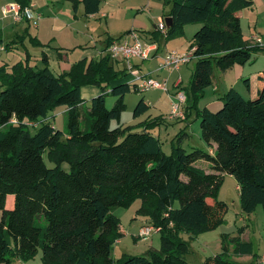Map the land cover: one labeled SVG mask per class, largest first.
<instances>
[{
  "label": "trees",
  "instance_id": "16d2710c",
  "mask_svg": "<svg viewBox=\"0 0 264 264\" xmlns=\"http://www.w3.org/2000/svg\"><path fill=\"white\" fill-rule=\"evenodd\" d=\"M12 1L21 7L29 5V0ZM66 1L74 10L82 5L85 16L100 8V0ZM168 2L165 18L172 22L166 39L176 37L185 25H201L189 46L196 62L188 88H182L184 114L189 112V118L194 112L199 118L202 141L208 147L215 145L212 154L194 148L187 153L180 138L187 135L184 131L171 141L170 153H164L151 132L163 123L161 117L139 123L141 131L119 126L125 96L137 92L127 81L123 63L106 53L107 46L123 35L108 37L99 58L78 60L63 73L54 74L48 68L44 52L41 69L30 66L27 54L23 61L1 66L0 264L26 262L38 250L40 264H188L185 256L190 246L180 234L197 235L223 224L227 206L217 196L224 175L237 183L241 212L249 215L260 205L264 216V78L260 77L254 98L246 99L231 88L220 97L217 111L197 108L212 83L213 66L226 71L246 64L261 51L244 41L237 16L252 2ZM24 35L34 46H42L36 37L26 31ZM152 35L157 39L159 33L156 30ZM17 39L23 36L6 41L0 32L4 51L12 49ZM83 86L101 90L87 108L82 106ZM107 89L115 97L111 109L105 105ZM57 107L65 108V131L47 121ZM148 109L140 99L133 117ZM40 120L32 133L26 123ZM112 121L118 126L112 128ZM44 156L52 167L46 165ZM200 160L209 164L210 173L194 165ZM8 196L13 197L10 209L5 207ZM135 200L141 202L139 211L160 228L161 249L115 262L112 248L123 233L113 210L128 208ZM239 237L231 239L236 253L255 255L252 243ZM202 264L241 263L229 261L224 252Z\"/></svg>",
  "mask_w": 264,
  "mask_h": 264
},
{
  "label": "rangeland",
  "instance_id": "374dc122",
  "mask_svg": "<svg viewBox=\"0 0 264 264\" xmlns=\"http://www.w3.org/2000/svg\"><path fill=\"white\" fill-rule=\"evenodd\" d=\"M144 1L145 0H136L133 2L129 0L128 3L121 6V8L125 10L126 7L135 5L138 6V9L140 10V7L145 5ZM42 3L43 5L40 6ZM6 4L5 0H0V32L6 41L15 38V36H23V39H20L21 42L17 39L18 41H16L18 43L14 44L12 49L0 52V67L5 64L11 66L18 61H23L27 54L29 55L30 66L35 70L41 69L44 67V62L41 60V53L44 51L48 58V68L54 74L68 71H65L64 69L65 63L60 64L59 61L53 58V56L57 48L64 47L71 49L74 45V34L72 30L76 27H73L72 20L69 17V14H72L71 3L63 0H33V20H23L19 23H15L11 15H4L1 8ZM128 9L119 15L121 19H117V21L113 23V26H110L111 33L113 35H122L125 34L127 29L131 28L133 32H136L146 41L147 34L142 30L144 27L143 25H145L147 31H150L153 28L152 21L156 20V17L161 15V12H154L153 10L148 12V9L136 12L133 8L130 10ZM167 10H169V7ZM57 17L60 22H64L63 29H61V26L59 28L51 27L50 23ZM134 18L139 22L137 24L141 25V27L138 28L140 30L136 29V25H132ZM252 21L253 20L250 19L243 20V31L246 36L248 33L250 34L254 31L255 34L261 38L262 45H264V17L259 21L260 23L258 22L254 29L253 24L251 23ZM248 22L250 23L247 25L246 23ZM102 23L104 24V21H102ZM200 26L201 25H185L176 37L170 39H166L159 33V50L155 56L151 55L147 60L142 61V71L150 73L149 77L159 82L166 80L169 92L167 93L151 89L145 92L132 91L128 93L124 99L125 110L121 114L119 126L130 128L131 131L135 132L142 130L141 127L137 126L139 123H142L145 120H154L155 116L158 118L163 115L168 119V116L171 113L170 93H173L172 84L180 78V89L188 88L196 59L192 57L191 60L187 64L182 65L179 70L173 71L160 69L158 64L168 52H188L189 46L192 43V37ZM24 31L32 35V37L38 33L39 41H41L40 43L43 44V46H34L29 41L28 37L24 35ZM69 35L71 37H69ZM71 52L72 51L67 50V58L70 62L77 61L78 58H76V54L78 51L75 53ZM259 54L264 56V50H261L258 55ZM213 75L215 78L214 85L217 84L219 87L220 83L224 85L223 82L225 75L229 76V80L232 81V75L229 71L224 73V71L219 70L215 66H213ZM241 85L243 87L245 86L243 80H241ZM241 85L238 86L239 91L243 93V96L246 97V99H249L245 94L246 88H243ZM210 89L211 87L206 88V90ZM96 91L100 93L101 90L94 86L81 87L80 94L83 99L82 106L84 108L89 107L90 100L95 97L93 93ZM106 92L105 105L107 109H111L114 105L115 97L108 93V89ZM209 97L210 95L207 96V98ZM140 99L149 102L151 106L145 114L134 118L133 111ZM205 101L206 97H201L198 100L197 108L202 109L205 107ZM193 113L190 115L187 123L180 121L175 122L173 125L161 127L163 134L160 137V142L164 153H170V140L174 137L175 133H180V129H185L186 125L188 126L185 130L187 136L180 137L183 142L182 148L187 153L192 151L193 148L206 151V145L200 137V120L199 118H196ZM47 121L51 122L54 128L60 131H65V108L57 107L54 109L48 114ZM40 124L41 120L37 124L26 123L32 133L35 131L36 126H39ZM117 126V122L112 121L111 127L115 128ZM1 130L5 131L6 129L2 128ZM44 161L48 167L53 166L48 162L45 156ZM62 168L65 171H68V166L66 164H63ZM202 168L204 167L202 166ZM217 197L219 201L224 202L227 206V212L224 215L223 224L215 230L203 232L201 234L193 235L191 233H181L182 236L180 235V237L190 246V251L185 256L186 262L188 264H202L206 258L226 252L229 261L241 264H262L261 258L264 254V216L262 207L260 205L257 206L254 212L249 215L242 213L240 209L237 183L230 175L223 176ZM140 203V200H135L128 208H116L113 210V215L117 218L123 232V236L114 243L112 248V258L115 262H117L123 254L139 256L144 255L149 249L156 251H160L161 249V233L159 231L153 232L146 240L142 239L141 230L143 229V226L152 224L149 222L150 218L139 211ZM12 204L13 197L8 196L6 199V209H10ZM240 231H242V233ZM237 237H239L241 241L252 242L255 255L241 256L237 254L235 246L231 242L232 238ZM40 257L41 251L38 250V253L25 263L14 260L13 264H40Z\"/></svg>",
  "mask_w": 264,
  "mask_h": 264
},
{
  "label": "crops",
  "instance_id": "0c3cea01",
  "mask_svg": "<svg viewBox=\"0 0 264 264\" xmlns=\"http://www.w3.org/2000/svg\"><path fill=\"white\" fill-rule=\"evenodd\" d=\"M5 1H6V3L14 2L12 0H5ZM63 1H66V0H63ZM128 1L129 0H100V8H99L98 13H96L94 15H90V16H85L83 14L82 5H79L77 7V9L74 10L72 7V4H71L72 14H69V17L72 20L73 27L74 28L76 27L75 29L72 30L73 34H74L73 35L74 36V41H73L74 45L71 47V49L70 48H64V47L57 48L56 52L54 53L53 58L55 60L59 61L60 64L65 63V68H64L65 71L69 70L70 66L74 62H76V61H73V62L69 61V59L67 58V50L72 51L71 53H73V52L75 53L76 51H78L76 54L77 55L76 58H78L77 61L84 59V58L87 60L99 58L103 54V50L105 49V46H106L105 40L108 37L115 38V37L120 36V35H113L110 31V26H113V23L116 22L117 19H119V18L121 19V17L119 15L128 8H129L128 10L133 8L136 12H138L140 10L144 11L147 9H148V12H151L152 10L154 12L155 11L161 12V15H158L156 17L157 18L156 20H153V21L151 20L153 28L150 31L149 30L147 31L145 29L146 28L145 25H143L144 27L142 30L145 31L147 34L146 41L142 37H140L143 40V42L156 45V50L151 53V55L155 56L159 50V45H158L159 38H157V39L153 38L154 36L152 35V33L154 31H156V26L159 24V22L164 21V18L168 12L167 9H168V7H170V4H169L168 0H145L144 1L145 5L140 7L141 8L140 10L138 9V6H135V5L131 6V7L130 6L126 7L125 10H123V8H121V6L126 5L128 3ZM131 1L134 2L136 0H131ZM141 1H143V0H141ZM250 1L252 2V6L248 9H244V10L238 12L237 16L240 19V25H241V30H242V35H243L244 41H247L250 44V46H256V44H254L252 42L251 37L254 35H257V34H255V32L253 31L250 34L248 33V35L246 36L244 31H243L242 23H243V20H249V19L253 20L251 22L253 24V29L256 28L258 22L261 21V19L264 17V0H250ZM67 2H69V1H67ZM69 3H71V2H69ZM32 4H33V0H29V5H32ZM41 5H43V3L40 4V6ZM165 10H166V12H165ZM102 21H104V24L102 23ZM132 23H133L132 24L133 26L136 25L137 30H140L138 28H140L141 25L137 24L139 22H137L135 18L133 19ZM249 23L250 22H248L246 24L248 25ZM50 24H51L52 28H55V27L59 28L61 26V29H63V26H64V22H62V21L60 22L58 17L55 18V20H53V22H51ZM129 31L130 32L132 31L131 28L127 29L125 31V34H122L123 37L125 35L129 34V33H127ZM157 32L159 33V31H157ZM34 37H36L39 41L38 33L35 34ZM69 37H71V36L69 35ZM50 41H52V40H50ZM39 42H41V41H39ZM42 46H43V44H42ZM259 49L264 50V45L259 46ZM64 50H66V51H64ZM263 57H264L263 55H260V54L258 55V53L253 54L250 61L247 62L246 64H244V65L236 64L231 69L224 71V73H226L228 71L231 73L232 81L229 80V76L225 75L224 82H223L224 85H222L220 83V87L217 84L214 85L215 78H214L213 71H212V83L209 86V88L211 87V89L210 90L205 89L204 94H203V97L204 96L206 97V101H205L206 105L203 108H207L211 112L217 111L221 107V104H222L220 101V97L226 91H228L231 88L235 89L237 92H240V94L243 96V93L241 91H239V89H238V86L241 85V80L244 81V85H245L244 87L245 88H246V84L248 86V88L245 90V94H246L247 98H254L257 94L258 88L261 85L260 77L264 78V60H263ZM133 66H134V68L138 69L140 71V73L143 72L141 61L133 60ZM141 74L148 76V77L150 76V73L143 72ZM147 74H149V75H147ZM177 81H175L172 84L173 93H170V99H171V96L175 93V91L177 89H180L181 84L179 85L178 88H176ZM263 84H264V82H263ZM98 94H99L98 91L93 93L94 96H96ZM208 95H210L209 98H207ZM244 98H246V97H244ZM146 103L149 105V107L151 106V104L149 102H146ZM186 114L188 115L189 112H187ZM191 114L192 113H190V115ZM187 115L185 116V114H184L183 119H176V120H168V119H166L165 116L161 115V118H162L164 124L161 123V124L154 126L152 128L151 132L160 141V137L163 134L162 128H161L162 126L173 125L175 122H180V121L187 123V121L190 118V117L188 118ZM193 115H195V114L193 113ZM155 118H156V116H155ZM187 127L188 126L186 125V128ZM184 128H185V126H184ZM186 128L180 129V132L184 131V134H186V132H185ZM177 135H178V133L174 134V137L170 140V145H171V141ZM186 136L187 135H184V137H186ZM182 144H183V142H182ZM214 148H215V145H212L210 147H208L206 145V151L207 150H214ZM194 165L196 167H199V168H202V166H203L204 168H202V169L206 173L211 172L209 169V164L205 161H202V160L197 161ZM150 224H152V223H150ZM120 230H121V227H120ZM122 236H123V234H122ZM247 242H250V241H247ZM252 245H253V243H252ZM124 256H128V255L123 254L121 258H123ZM22 263H25V262H22Z\"/></svg>",
  "mask_w": 264,
  "mask_h": 264
},
{
  "label": "built area",
  "instance_id": "2783aa9c",
  "mask_svg": "<svg viewBox=\"0 0 264 264\" xmlns=\"http://www.w3.org/2000/svg\"><path fill=\"white\" fill-rule=\"evenodd\" d=\"M1 9L4 15H11L15 23H19L23 20H33V5L21 7L18 3L11 2L3 5ZM166 28L164 21L159 22L156 26V30L164 37ZM251 40L258 46L262 45V40L258 35L252 36ZM155 50V44L143 42L136 32L131 31L122 39L112 41L107 46L106 53L112 60L123 63L128 73V83L135 85L138 92H145L151 89L168 92L166 80H163L162 82L154 80L153 78L141 74L140 71L133 66V60L141 62L145 61ZM3 51V46H0V52ZM192 53L193 50H189L186 53L168 52L158 64V67L165 71L179 70L182 65L187 64L191 60ZM180 84L181 81L179 78L176 83V88H178ZM170 101L171 113L168 116V120L183 119L184 107L186 104L184 91L177 89L171 96ZM209 153L212 154V150H209ZM155 231H160V228L155 227L154 225L143 226V229L141 230L142 239H148ZM261 263L264 264V254L261 258Z\"/></svg>",
  "mask_w": 264,
  "mask_h": 264
},
{
  "label": "water",
  "instance_id": "95a60500",
  "mask_svg": "<svg viewBox=\"0 0 264 264\" xmlns=\"http://www.w3.org/2000/svg\"><path fill=\"white\" fill-rule=\"evenodd\" d=\"M171 22H172L171 18H169V17L164 18V23H165V26L167 28H169L171 26Z\"/></svg>",
  "mask_w": 264,
  "mask_h": 264
}]
</instances>
